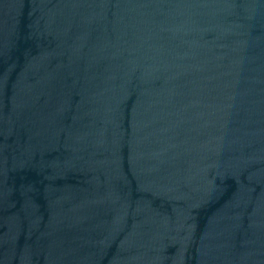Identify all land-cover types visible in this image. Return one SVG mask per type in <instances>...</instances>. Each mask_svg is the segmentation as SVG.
<instances>
[{
    "label": "water",
    "instance_id": "obj_1",
    "mask_svg": "<svg viewBox=\"0 0 264 264\" xmlns=\"http://www.w3.org/2000/svg\"><path fill=\"white\" fill-rule=\"evenodd\" d=\"M0 220L68 264H264V0H0Z\"/></svg>",
    "mask_w": 264,
    "mask_h": 264
}]
</instances>
